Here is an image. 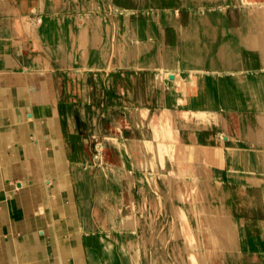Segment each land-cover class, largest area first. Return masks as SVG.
<instances>
[{
	"label": "rangeland",
	"instance_id": "1",
	"mask_svg": "<svg viewBox=\"0 0 264 264\" xmlns=\"http://www.w3.org/2000/svg\"><path fill=\"white\" fill-rule=\"evenodd\" d=\"M49 1L53 5L52 12L48 10L47 5ZM123 1L125 0H0V28L2 31H6V34L11 35L10 37L13 38V42L18 41L21 48L20 53L18 54L19 58L27 67L41 70L51 69L55 73L62 110L61 114L71 108L69 112L73 110L70 114L73 113L72 115H74L72 122H76V124L80 125H77L75 128L78 132L77 134L79 135V137L77 136L78 139L71 142L68 140L69 138L67 139L68 154L78 152L83 155H81V157H84L85 160L89 162L96 161L100 164L103 163V160L101 161L99 157H96V154H98V151L95 149L96 144L105 148L108 142H111L110 140L118 139L119 141H122L124 146L128 147L129 145V151H127L128 148L125 147L126 158L121 156L123 154L118 152L119 149L116 151L114 150V147L110 145H108V147H111L112 151L106 150L105 154L107 155L109 161L113 162V164L116 162L113 166L117 165V168H119V166L123 167L125 165V160L130 161V159L131 163H135L136 166L138 165L137 168L132 165L131 170H127L124 173H111L108 177L110 179H116L119 177L127 178L130 176L133 183L136 184V190L141 188L143 185L148 186L149 190L155 192V198L143 199L142 201L137 202L136 209L139 213L138 217L148 215V221H142V219H139V222H136V233H138L136 240L139 241L142 238L146 245H150V248H152V255L156 258V264H162L158 253L160 255V249L167 247L168 242L171 240V236L173 237L170 242L171 246H169L171 251L168 249L166 255L167 258L172 260V262L174 261L173 258H176L175 254L178 246L180 248L183 247L187 244V242L189 243V240L190 243L192 240L191 244H193L196 241L194 239H197V237L198 239L201 237L200 239H203L202 242H204L203 244L206 246L203 248L204 246L201 245L203 247L201 249L200 246L199 249H204L205 251L208 250V253H206V255H208L210 253L209 248L212 249V247H214V242L211 241L210 230L208 228L209 226L206 223L210 224L211 229L216 227L218 228L219 226L212 219H210L209 215L202 216V211H204L203 206L205 207L204 200L203 203L201 199L198 200V192L195 189L196 183H194L195 181L192 182V179H190V182L187 180V183L186 179L196 175L193 171L195 166H197L195 162L197 160V164L199 166L197 169L200 170L199 174L203 173L204 178H206L209 184L211 183V180H215L214 178L219 180L221 179L220 181H227L230 179V174L232 172L227 163V159L223 156L218 157L215 154L208 152L205 147L196 149L187 144V146H189L188 151H190L191 154L190 157L182 155L180 160L175 161L176 165L174 166L173 163L175 162L171 160L166 153L169 149L166 150L161 147L159 148V146H156V149L154 146L153 149L151 144L172 145V150L170 151H174L176 153L179 152V155L183 152L186 153V151L180 148L181 144L186 145V142L178 139L176 136V132L180 129L178 128L177 123L178 114L175 112L176 110H172L176 109L177 106H184L185 101L183 96H188L187 92L196 94V99H193V96H188L189 98L186 100V102L191 106L192 104H194L193 106L198 105L197 102L199 103V106L206 105L207 102L214 103L213 97L211 96L213 94L212 91L214 88H218L219 86L220 88L218 89H221L223 84L221 86L220 83H215L217 86L214 84L212 87V84L210 86L207 85V83H209L208 80L212 78H208L207 76H198L194 78V81L198 82L199 80L200 84L202 82L205 83L204 85L202 83V86L199 85L201 86L198 88L200 89V92H195L192 91V88L189 87L188 84L187 86L185 85L181 87V82L183 81H179V78H177L176 75H173V80L177 78L176 82L178 80L181 86L179 87L178 85L177 88V83L173 82L171 77L168 78L169 81L172 82L171 84H175L168 86L167 82L169 83V81L167 79V74L161 76L160 74L163 73L162 71H159L158 65L155 66L153 60H155V57L159 54V49L161 48L160 46L164 47L166 51L169 52L170 58H178L180 43L178 42L176 34H172V32L175 31V29L172 28H175L176 24L178 26L177 29L181 30V32L186 36H204L207 33L206 28H201L191 23L194 14L196 15L200 10L216 9L217 12H213L211 18L216 20L219 19L220 21L226 19L223 26L219 27V29L222 35L229 36L230 26L241 25L238 24L235 17L232 18L229 16L231 14L230 10L232 7L237 6V0H215L213 4L201 5L199 9H196L197 7L194 3L196 4V2H202V0H126V2L122 3ZM242 2L247 6H264V0H243ZM182 4L189 5L191 7L188 8L190 15L184 20L182 18ZM258 13L263 14L264 17V9L260 10ZM51 14L63 15V17L71 16L70 19L72 22H70V24H73L70 27H66V31L63 33L65 37H68V31L70 32L71 36L66 40V44L68 46L67 53L65 55L66 57H69V55L74 57V65H62L59 61L55 60L54 56H52L47 50V42L40 38L37 34L38 32L42 34L48 29V23L44 16ZM168 15L173 16V18H171L173 21L164 22L163 17ZM130 16L135 18L130 20ZM60 19L61 18L58 20L59 23ZM262 19L263 22L262 20L257 21L255 19V23L251 24V33H256L254 32L255 30H261L262 26H264V18ZM55 28L61 29L60 24L55 25ZM90 40L95 42L90 43ZM15 54L17 55V53ZM208 56H212L211 51L208 53ZM61 57H63V55H61ZM57 58L60 59V56H57ZM198 65V62H196L194 67H197ZM183 68H188V65L185 63ZM116 72H121V74H123L122 72H130L132 79L129 75H127L128 73L120 78L121 81L125 83L133 80V88L128 89L130 86H125L128 90H130H124L125 94L126 91H128L127 95L113 85L116 84L114 83L115 81L117 83L119 82L116 80L118 78L115 77L114 74ZM240 77L238 78L240 81L241 79H243L242 81H247L249 79L248 75ZM149 78L152 80V85L149 83ZM205 79L207 80V83ZM145 80L149 81V85L147 82L145 83ZM156 80L161 81L157 82ZM190 80H193V78ZM158 83L159 86H157ZM185 83L186 81L184 84ZM160 85L162 88H159ZM174 85L175 87L173 88ZM170 86L171 88H169ZM110 87L113 88V91H110ZM223 88H225V86ZM161 89L165 90V94L163 92L159 94V90L161 91ZM163 95H165V97ZM162 96L167 98V100L164 101ZM218 96L220 100L221 98L226 99L229 103H231L230 105L240 111V122L242 124V128L254 124L252 121L254 118L251 117V113L249 111L250 109L246 107L243 97L240 94L221 92ZM155 98L158 100V103L152 102ZM74 104L76 107L73 106ZM69 106L71 107L69 108ZM219 107H224L223 101L219 102ZM126 111H129L130 113L127 112V114ZM90 117L94 118L97 123H92L91 120L93 119ZM67 121L71 122L67 119L66 121H62L65 137L67 134L66 127H68ZM202 122L205 124L204 126L207 127L214 126V123L216 124V127H218L221 120L215 112H210L206 118H202ZM96 124H98L97 128L100 130L99 140L94 139V134L92 132V126H95ZM192 126L194 127L195 125L190 124V127ZM130 130H132V133H130ZM79 138L81 141H79ZM124 140L128 145L126 142L124 143ZM81 142L83 145H81ZM84 144L89 147V150L88 147L85 148ZM131 144L135 145L134 148L136 150L134 149V152L132 151L133 146ZM147 144L149 146H147ZM226 145H232L230 150L239 154L236 150L237 147H233L236 145L235 143L230 141L221 142V146L224 150L226 149L225 147H229ZM211 146V151H215ZM146 149L148 151H146ZM151 153H158L157 155L159 157H157V155V158L151 157ZM144 156L146 159L143 158ZM133 157L136 158L135 161H132ZM235 158L240 160L241 157L236 156ZM143 160L146 162H143ZM192 161L194 163H192ZM106 162L104 163L107 164ZM157 162L160 165L158 164V166H156ZM190 162L192 164H190ZM175 167L176 169H179V172H177L178 175L187 177H184V182H182L183 184H178L177 186L172 184L175 183V180L173 181L174 178L170 175V173H174L171 169H174ZM90 171L89 181H92L97 175V167H91ZM250 172L255 176L263 173L257 172L256 170ZM136 173L139 175L141 174L142 178L138 179L139 176L135 177L134 175H136ZM158 173L166 177L168 176V178H158ZM244 173H246V171L241 172L242 175ZM250 176L251 175L246 174L245 177L249 178ZM254 179H256V177ZM243 181L251 184L253 180L250 182L247 180ZM209 189L210 188H208V190ZM131 190L132 189L130 188V192ZM93 192L94 191H92L91 194H83L79 198L81 201V204H78V210H80V222L85 225H87V223L90 224L93 220L96 222L97 218L102 219L100 215L97 216L98 213L96 209H94V211L92 210L93 207H96V204H92L90 202L91 200L93 201L92 197L95 195ZM169 195L172 199L181 203L183 207L178 213L179 215L175 213L176 216L178 215L181 217V222L179 221L180 223L176 219L178 216L176 217L174 216L175 214L173 215V223L176 224L174 226L172 221L168 220L171 215V207L169 209L168 203L171 206L172 201L171 198L169 199ZM224 198H222L223 200H219L221 198H218L217 200L216 198L213 201H219V203L225 202ZM122 201H124L125 204H128L129 202L128 199H124ZM144 202L148 208H146ZM198 202H201L203 206H199ZM105 205L108 207L107 209L110 210H113L115 206L110 204ZM118 206H121V203L118 202ZM125 208L120 209V214L125 217V212H127L132 216L131 206L126 205ZM82 209L83 214L81 212ZM211 211L216 212L213 209ZM118 214L119 212H116V215L113 214L111 217L119 216ZM218 215L220 216V213H218ZM175 221H177V223ZM146 224L148 230L151 227L155 228L154 230L148 231L146 233L147 236H144V233L142 234L141 232L142 229L145 228ZM177 225H179L180 228ZM97 227L102 232H110L112 230V227L106 225L103 226L100 221H97ZM100 230L95 232H101ZM174 232L177 233V235ZM174 239L176 240V243ZM113 242L115 243L116 249L118 248L117 253L108 254V258L113 259L114 256L119 253L120 259L123 262L124 254L121 249L119 250L121 243L120 241L117 243V240H114ZM214 251L220 258L221 252L218 250V247H216ZM195 254L192 257H189L191 263H196L200 260V255L198 253ZM137 255V251H134L133 249L129 250L127 258L132 259V261L130 260L128 264H137ZM145 255L146 253L144 252V256ZM221 262L222 261L219 260L217 263ZM115 264H120V262ZM123 264L127 263L123 262Z\"/></svg>",
	"mask_w": 264,
	"mask_h": 264
},
{
	"label": "bare ground",
	"instance_id": "2",
	"mask_svg": "<svg viewBox=\"0 0 264 264\" xmlns=\"http://www.w3.org/2000/svg\"><path fill=\"white\" fill-rule=\"evenodd\" d=\"M134 1H137V0H134ZM242 1L243 0H237V6L232 7V9L230 10L231 14L229 16H231L232 18L235 17L236 20L238 21V24H241V25L230 26L231 28H230L229 36L222 35L219 29V27L223 26L226 19H224L223 21H220L219 19L216 20V19L211 18V15L213 14V12L215 13L217 12L216 9L200 10L196 15L194 14L193 20L191 23L201 28L202 27L206 28L207 33L204 36H199V35L198 36H191V35L186 36L184 33L181 32V30L177 29L178 26L176 24V27L172 28V29H175V31L172 32V34L173 33L176 34V37L178 38V42L180 43V48H179L180 52L178 53V58L177 59L170 58L169 52H167L164 47L160 46L161 48L159 49V54L155 57V60H153V63L155 64V66L157 65L159 66V71H162L163 73V74H160L161 76L164 74H167L168 76L167 79H168L170 78L171 75H174V76L176 75V77L179 78V81H183L181 82L182 83L181 84L182 86H181L178 80L176 82L177 78H175L174 80L172 78V81L177 83L176 87L178 85L179 87L180 86L183 87L185 85L187 86L188 84L189 87L192 88V91L200 92V89L198 88L202 86L203 82L200 84L199 80L198 82H196L194 81V78L198 76H207L208 78H212L208 80L209 83H207V80L205 79L207 85L210 86L212 84V87H213L215 83H220L221 86L223 84V87L225 86V88L229 87L227 92L240 94L243 97V101L246 104V107L250 109L249 111L251 113V117L254 118V120H252L254 124L242 128L243 133L247 137L251 136L253 132L256 135L257 134L260 135L261 141L259 142L260 145H258V150L264 152V132H263L264 131V121L259 116H255L252 113L253 110L257 109V107H260V105L263 104L262 98H264V82L259 83V86H258V83L256 82V78H255L257 76L260 78L261 76L264 77V26H262L260 31L255 30L254 32L256 33H251L252 31L251 24L255 23V19L257 21L262 20L263 22V19H262L264 18L263 14H260L258 12L264 9V6H258V7L257 6H247V5H244ZM124 2H126V0L123 1L122 3ZM214 2L215 0H202V2H196V4L194 3V5L197 7L196 9H199L201 5L203 6L204 4H213ZM47 6H48V10L52 12L53 5L50 1L48 2ZM188 8H191V7L185 4L181 5V9H183V13H182L183 20L186 19L190 15ZM70 17L71 16L63 17V15H58V14L45 15L44 18L48 23L47 24L48 29L42 34H40L39 32L37 33L38 36H40V38H42L44 41L47 42V50L49 51V53L52 56H54L55 60L59 61L62 65H68V64L74 65V62H75L74 57H72V55H69V57H66L65 55L67 53V46H68L66 44V40L71 35H70V32L68 31L69 35L68 37H65L63 32L66 31L65 29L66 27H70L73 24V23L70 24V22H72ZM59 18H61L60 23L58 22ZM133 18L130 16V20ZM163 18H164V22L173 21L171 19L173 18L172 15L170 16L168 15L166 17L164 16ZM58 24H60L61 29L55 28V25H58ZM5 32L6 31H2V29L0 28V37H10L11 36V35L6 34ZM94 42L95 41L90 40V43H94ZM13 49L15 53H17V56L19 57L18 54L20 53L21 48L19 46L18 41L14 42ZM210 51L212 52V56H208V53ZM61 55H63V57H61ZM57 56H60V59L57 58ZM196 62H198L199 65L197 67H194V64ZM185 63L186 65H188V68H183V65ZM123 65L126 66L125 64ZM122 73L123 74H121V72L114 73L115 77L118 78L116 80L119 82L117 83L115 81L114 83L116 84H113V85L114 87L116 86L119 90H122L125 94L124 90L133 88L134 86L132 85L134 84H133V80L129 81L128 83L122 82L120 78L127 73H128L127 75L130 76V72H126V73L122 72ZM244 75H248L249 79L247 81L245 80L242 81L243 79H241L240 81V79L238 78ZM209 76H213V77H209ZM192 78L193 80H190ZM160 81H157V82H160ZM185 81L186 83L184 84ZM146 82L148 83L149 81L145 80V83ZM151 82L152 80L150 79L149 83ZM171 83L172 82L170 81L169 83L167 82L168 86L175 84V83L173 84ZM126 85L130 87L127 89L125 87ZM161 85L159 88H162ZM157 86H159V83ZM230 86H234L233 87L234 89L232 91L229 90ZM163 87H164V84H163ZM174 87L175 85L173 86V88ZM223 87L221 88L222 91L227 89ZM169 88H171V86ZM218 88H220V86ZM110 89H111L110 91H113L112 90L113 88L110 87ZM128 91H126L125 95H127ZM162 92L164 93L165 90H162V89L161 91L159 90V94H161ZM117 93H118V90H117ZM163 96L165 97V95ZM163 96H162V99L164 98ZM159 98H160V95H159ZM193 99H196V97H193ZM165 100H167V98H164V101ZM157 101L158 100L155 98L152 102H157ZM197 104L198 105H195V106H199L198 102ZM193 105L194 104H192V107ZM73 106L76 107L75 104ZM70 107L71 106H69V108ZM70 110L67 109L66 111H64L63 109L65 114L64 113L61 114L62 115L61 119L62 121L63 120L66 121V119L71 121V122L67 121L68 127H66L67 128V134H66L67 138L66 139L69 138L68 140L71 142V141H75L76 139H78L77 136L79 137V135L77 134L78 132L75 130V128L79 124H76V122H72V118H74V115H72L73 113L70 114L71 112H73V110L69 112ZM127 112L130 113L129 111H126V113ZM91 119H93L91 120L92 123L93 122L97 123L94 118H91ZM178 123H179L178 128L180 129H178V131L176 132V136L183 135V132H185L183 129L184 128L183 124H181L180 121ZM97 125L98 124H96L95 126H92V130H93L92 132L94 134L93 136L94 139L99 140L100 130L99 128H97ZM185 126H187V124H185ZM130 131H131L130 133H132V130ZM215 137L217 139L216 146H211L212 149H214L215 151L210 150V153H213L218 157L223 156L225 159H227V161L230 163V170H232L231 172L232 175L230 174V179H228L227 181L226 180L220 181L221 179L219 180V179L214 178L215 180L213 181L211 180L210 181L211 183L209 184L206 178H204L203 173L199 174L200 170L197 169L199 168L197 164V160L195 161L197 166H195L194 171H193V173L196 175L191 178L189 177V179L184 176L185 178H187L186 181L188 180L190 182V179H192V182L195 181L194 183H196L195 189L198 192V200L201 199L202 203L204 200L205 207L202 205L201 202H198L199 206H203L204 208V211H202V216L209 215L210 219H212L219 226L218 228L216 227L217 229L216 228L211 229L210 224L206 223L209 226L208 228L210 230V237H211V241L214 242L213 244L214 247H212V249L209 248L210 253L206 255V253H208V250L206 251L204 249H203L204 251L201 250L203 246H204L203 248L206 247L203 244L204 242H202L203 239L201 240L200 239L201 237L199 239L197 237V239H194L196 241L193 244H191L192 240H191V243L189 240V243L187 242V244H185L183 247L180 248L178 246V249L176 247L177 249L176 254H175L176 258L175 259L173 258L174 261L172 262V260L170 258H167V255H166V252L170 248L169 246H171L170 242L173 238L171 236L170 238L171 240L168 242L167 247L164 249H160V255L158 253V256L162 264H221V263L223 264H264V172L261 174H258L260 177L259 178L258 175L257 176L252 175V173L250 172L252 170H250L249 172L245 170L246 173L242 175V174H239L238 171L236 173L234 169H231L233 165L234 166L238 165L240 162L244 160V156H243L244 153L241 150H246L245 149L246 147L253 148L254 142L252 143L250 141H244V140H241V141L233 140L229 136L225 135L223 131H217ZM79 141H81L80 138H79ZM110 141L111 142H108L105 148L101 147V145H98V144L95 145V149L98 151V154H96L97 155L96 157L97 158L99 157L101 161L103 160V163H100V164L97 163L96 161L89 162L85 160L84 157H81L82 154H79L78 152H75L74 154L72 153L68 154L69 160L71 163V171H72L70 180L73 185V195H74L75 200H77L78 204L79 203L81 204V201L79 200L80 196L86 193L91 194V192L94 191L93 193L95 195L92 197L93 201L91 200L90 202L92 204H96V207H93L92 210L94 211V209H96L98 213L97 216L100 215V217L102 218V219L97 218L96 222L93 220L94 219L93 218L92 219L93 221L90 224L87 223V225L81 222L82 241H79V245L80 246L83 245V250L85 251L86 260L88 264H115L117 262H120V264H123V262L128 264L130 260L132 261V259L127 258V254L129 250L131 249L138 252V255L136 257L137 264H156V260H155L156 258L152 255V250H151L152 248H150V245L149 244L146 245L145 241L142 238L139 241L136 240L138 236V233H136L137 231L136 222L137 221L139 222V219H142V221H145V220L148 221V215L147 216L142 215L138 217L139 213L136 209L137 202H140L143 199L155 198L156 197L155 192H153L152 190H149L148 186H143V185L141 188L136 190L135 189L136 184L133 183V180L130 176H128L127 178L119 177L116 179H110L108 177V175L111 173H120V172L124 173L127 170H131L132 165H134L133 167L136 166L135 163L133 164L130 162L131 159L130 161L125 160V163H124L125 165L123 167L119 166V168H117L116 167L117 165L113 166L116 164V162L113 164V162L109 161V159L107 158V155L105 154L106 150L112 151V148L108 147V145L113 146L114 150L116 151L119 149L118 152L119 153L121 152L123 154L121 156L125 158H126V148H128L129 145L127 144L125 140H124V143L126 142L128 147L124 146L121 140L119 141L118 139H112ZM228 141L236 144L233 147L234 148L237 147L236 150L239 154L234 153L232 150H230V148H232V145H226L229 147H225L226 148L225 150L223 149V147L221 146V142L223 143V142H228ZM239 144L242 146H240ZM81 145H83L82 142H81ZM131 145L133 146L132 151L134 152L135 145L133 144ZM84 146L85 148L88 147L85 144ZM147 146L149 145L147 144ZM154 146H155V149L158 146L159 148L161 147L166 150L169 149L166 153L168 154V157L174 162L177 160H180V157L182 155L189 156V157L191 155L190 151H188L189 150L188 146L183 145V144H181L180 148L186 151V153L183 152L180 155H179V152L176 153L174 151H170L172 150V145H165V144L156 145L155 143L151 144V147H153V149H154ZM150 149L153 150L152 148ZM88 150H89V147H88ZM127 151H129V148ZM146 151L148 150L146 149ZM157 154L151 153V157H154V158L159 157ZM236 156H240L241 157L240 160L238 158H235ZM133 158H132V161H135L136 158L134 159ZM143 158H145V156ZM191 159H192V156H191ZM104 162H106L107 164H105ZM143 162H146V161L143 160ZM192 163L194 162L192 161ZM192 163L190 162V164ZM158 164L159 163L157 162L156 166H158ZM173 164L175 166L176 162ZM143 165L146 166L145 164ZM94 166L97 167V175L95 179H93L92 181H89V176L91 173L90 170H91V167H94ZM171 170L174 173H170V175L174 178L173 181L175 180V183H172V184L176 186L178 184H183L182 182H184V177L181 175H178L177 173L179 172V169H176L175 167L174 169H171ZM246 174L251 175L249 177L251 180L245 177ZM157 175H158V178L166 177L159 173ZM134 176L135 177L139 176L138 179L142 178L141 174L139 175L138 173H136V175ZM255 177L256 179H254ZM166 178H168V176ZM243 180H247L249 182L253 180L254 182L252 181V183L249 184V183H245ZM208 184H209V187H208ZM130 188L132 189L131 192H130ZM208 188L210 189L208 190ZM170 198L172 200L171 206L169 203L168 205H169V209L171 207L170 209L171 215L169 216L170 218L168 220L172 221L173 223L174 221L173 217L176 216L175 213L178 214L183 207L181 203H179L178 201H175L169 195V199ZM216 198L217 200L218 198H221L219 200H223L222 198H224L225 202H221V203H219V201L214 202L213 200ZM124 199H128L129 201L128 204H125L124 201H122ZM118 202L121 203V206H118ZM105 204L115 205L114 209L113 210L107 209L108 207ZM126 205L131 206L132 216L129 215L127 212H125L126 213L125 217H123L120 214V209L125 208ZM146 208H148L147 205H146ZM216 208L218 209V212ZM78 209H79V206H78ZM212 209L215 210L216 212L211 211ZM81 212L83 214V209L81 210ZM116 212H119L118 214L119 216L111 217V215L113 214L116 215ZM218 213H220V216L218 215ZM176 219L178 222L179 221L181 222V217L178 216ZM97 221H100V223L103 226L106 225V226L112 227V230L110 232H102L97 227ZM177 221L175 222L177 223ZM174 225L176 224L173 223V226ZM177 226L180 228L179 225ZM154 228L155 227L153 228L151 227L148 230L147 224H146L145 228H143L144 230L142 229L141 233L142 234L144 233L143 235L147 236L146 233L148 231L154 230ZM97 230H100L101 232H95ZM175 234L177 235V233ZM213 237L215 240L213 239ZM114 240H117V243L119 241L121 243L120 245L121 247H119V250L121 249L124 254L123 262L120 259L119 253L116 254L113 259L108 258L109 256L108 254L117 253L118 248L116 249L115 243L113 242ZM175 243H176V240H175ZM200 246H201V249H199ZM216 247H218V250L221 252L220 258L218 257V255L215 254L214 250ZM144 252L146 253L145 256H144ZM195 253H198L200 255L199 256L200 260L196 263H191V261L189 260V257H192ZM219 260H221L222 262L217 263L219 262Z\"/></svg>",
	"mask_w": 264,
	"mask_h": 264
},
{
	"label": "crops",
	"instance_id": "3",
	"mask_svg": "<svg viewBox=\"0 0 264 264\" xmlns=\"http://www.w3.org/2000/svg\"><path fill=\"white\" fill-rule=\"evenodd\" d=\"M13 44V38L0 37V264H88L79 245L82 228L70 180L56 75L51 69L27 67ZM255 78L258 86L264 82L263 76ZM227 91L214 88V103L195 107L186 100L196 94L187 92L184 106L172 110L178 114L177 123L184 124L185 132L177 137L208 152L211 145L216 146L219 130L233 140L254 142L232 169L239 174L252 169L264 172L260 135L243 133L240 111L218 96ZM262 99L252 113L264 121ZM210 112L219 116L218 127L215 123L204 126L202 118Z\"/></svg>",
	"mask_w": 264,
	"mask_h": 264
},
{
	"label": "water",
	"instance_id": "4",
	"mask_svg": "<svg viewBox=\"0 0 264 264\" xmlns=\"http://www.w3.org/2000/svg\"><path fill=\"white\" fill-rule=\"evenodd\" d=\"M170 77L173 78V75H171Z\"/></svg>",
	"mask_w": 264,
	"mask_h": 264
}]
</instances>
